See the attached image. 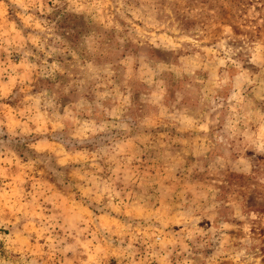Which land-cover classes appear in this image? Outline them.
<instances>
[{
    "label": "rangeland",
    "instance_id": "rangeland-1",
    "mask_svg": "<svg viewBox=\"0 0 264 264\" xmlns=\"http://www.w3.org/2000/svg\"><path fill=\"white\" fill-rule=\"evenodd\" d=\"M0 264H264V0H0Z\"/></svg>",
    "mask_w": 264,
    "mask_h": 264
}]
</instances>
